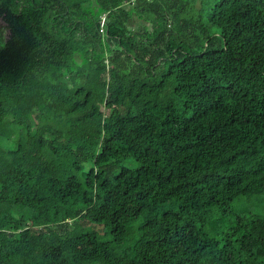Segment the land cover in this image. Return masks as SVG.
I'll list each match as a JSON object with an SVG mask.
<instances>
[{
  "label": "trees",
  "instance_id": "obj_1",
  "mask_svg": "<svg viewBox=\"0 0 264 264\" xmlns=\"http://www.w3.org/2000/svg\"><path fill=\"white\" fill-rule=\"evenodd\" d=\"M0 8V264H264V0Z\"/></svg>",
  "mask_w": 264,
  "mask_h": 264
},
{
  "label": "water",
  "instance_id": "obj_2",
  "mask_svg": "<svg viewBox=\"0 0 264 264\" xmlns=\"http://www.w3.org/2000/svg\"><path fill=\"white\" fill-rule=\"evenodd\" d=\"M3 26H10L16 31L20 29L18 21L13 16H10L5 10L0 8V28Z\"/></svg>",
  "mask_w": 264,
  "mask_h": 264
},
{
  "label": "built area",
  "instance_id": "obj_3",
  "mask_svg": "<svg viewBox=\"0 0 264 264\" xmlns=\"http://www.w3.org/2000/svg\"><path fill=\"white\" fill-rule=\"evenodd\" d=\"M105 16L106 15H103L102 17H101V20H100V27H99V34L101 35V36H105V34H106V32H105V30H104V22H105Z\"/></svg>",
  "mask_w": 264,
  "mask_h": 264
},
{
  "label": "rangeland",
  "instance_id": "obj_4",
  "mask_svg": "<svg viewBox=\"0 0 264 264\" xmlns=\"http://www.w3.org/2000/svg\"><path fill=\"white\" fill-rule=\"evenodd\" d=\"M1 29H2L3 31H5V33H7V32H6V26L1 27Z\"/></svg>",
  "mask_w": 264,
  "mask_h": 264
}]
</instances>
